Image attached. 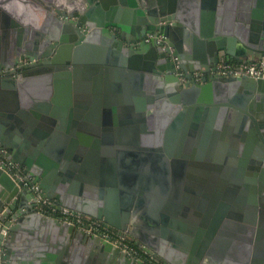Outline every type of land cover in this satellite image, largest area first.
<instances>
[{"label": "water", "instance_id": "1", "mask_svg": "<svg viewBox=\"0 0 264 264\" xmlns=\"http://www.w3.org/2000/svg\"><path fill=\"white\" fill-rule=\"evenodd\" d=\"M222 2L0 0L5 156L59 208L128 231L165 264H264V77L209 74L224 57L264 58V0ZM196 69L206 72L202 81L183 83L181 72L191 79ZM109 71L129 76L113 95L130 104L124 120L101 115V98L111 106L101 92ZM150 153L185 168L190 154L203 167L224 163L226 193L202 191L203 177L187 192L146 182ZM34 195L0 166V219L16 211L8 234L0 232V264H145L40 212Z\"/></svg>", "mask_w": 264, "mask_h": 264}, {"label": "built area", "instance_id": "2", "mask_svg": "<svg viewBox=\"0 0 264 264\" xmlns=\"http://www.w3.org/2000/svg\"><path fill=\"white\" fill-rule=\"evenodd\" d=\"M158 42H163L164 36H157ZM173 51L174 48L170 47ZM176 58V57H175ZM177 68H180V64L177 63ZM189 72L183 70L181 72L182 82H187L190 80L187 77ZM218 73L223 76L232 75H246L254 77H264V58L261 59H250L242 62H233L229 58L224 57L217 65L216 70H212L209 74ZM192 81H202L203 75L206 74L202 69H196L191 72ZM0 166L7 167L11 169L15 174L20 176L25 184L34 191V196L31 201L35 203V208L40 212L59 218L60 220L67 221L69 223L75 224L78 227L86 230L89 233L100 235L102 238L111 240L114 244L118 245L122 250H124L129 256L134 257L137 260L143 261L145 264H165L154 252L148 250L144 245L137 244L131 239L128 231L115 232L112 230L108 224H106L102 219L89 216L83 212L74 209H64L59 208L53 199L43 196L41 189L38 184L30 182L26 176L21 174V169L18 164L13 163L4 154V149L0 145ZM2 213H0L1 216ZM16 211L12 210L6 219H0V232L8 234V228L11 224L16 222ZM6 225V227H4Z\"/></svg>", "mask_w": 264, "mask_h": 264}, {"label": "flooded vegetation", "instance_id": "3", "mask_svg": "<svg viewBox=\"0 0 264 264\" xmlns=\"http://www.w3.org/2000/svg\"><path fill=\"white\" fill-rule=\"evenodd\" d=\"M78 17H79L78 14H75L73 17H68V18L69 19L73 18L76 20V19H78ZM46 18H47V14L45 17H43V19L45 20ZM48 18L52 23L56 19L55 16H51ZM145 39L147 41L155 42L156 44L159 43L157 40V35L149 34L145 37ZM139 42H140V40H139ZM46 48L48 49V46L45 47V49ZM53 50H55V48ZM25 62H27V61H25ZM15 67L18 68L19 64H17ZM104 72L106 73V71H104ZM107 73H108L107 76L110 77L111 80L109 81V84L106 87H105V84L104 85L102 84L103 89L101 90V92H102L103 96H104V94L108 93L109 97L111 98L109 101L111 103V106L110 107L106 106L105 104L107 102L105 101L104 98H101V100H100L101 115H104L106 110H112V114L113 115L116 114V117L118 118V120H124L125 119L124 114L125 115L127 114V112L124 110V107L130 106V104H128L127 100H126L127 102L124 100V97H121V98L119 97L117 100H115L117 102H115L113 100V95L116 92L121 93L120 91L121 90L123 91V89L119 88V87H121L122 85L124 87L125 83L129 82V76L125 75V74H121L120 72H116V71H109ZM186 81L192 82V78L190 80H186ZM91 89L95 90L97 92V86L95 84L91 86ZM147 104L155 105L156 103H152V102L148 101ZM114 108H118V109L114 111ZM127 117H126V119H128ZM141 117L146 119L147 115L144 114ZM204 122L206 123V120ZM143 124H144V122H143ZM153 124H155V127L153 128V125H152V127L148 126V129H149V132H155V134H156L157 133L156 121H153ZM140 129H141V131H142V129L144 130V128L142 127V124H140ZM163 133L166 136V138L164 137V142H167L168 141V139H167L168 133L166 131H163ZM141 134H143V132H141ZM172 136L173 137H172L171 142H174V139H175L174 136L175 135H172ZM168 143H170V141ZM194 146H195V143L192 145V149H191L192 154H193ZM172 147H173L172 150H174L173 154L174 153L177 154V151H176L177 150V144L175 146H172ZM163 150L164 151L160 154H165L167 152L166 148H164ZM185 153H187V152H185ZM190 153H188V154H190ZM192 154H190L191 157L187 158V161H189V162L187 164V167L185 168V167H179L176 164L174 165L172 163H167V160H165L163 158V156L159 155V156L155 157V156H153L154 155L153 153H150V161L151 162L148 164V166H149L148 171L144 173L143 179L146 182H150V181L157 180L158 178H160L161 180H163V182H165V184H168L172 190H173L174 184H175V186L176 187L178 186V188H180L181 191L187 192L188 190L192 191V189H190V188H193V190L197 189V186L195 183L199 182V181L201 182V180H198V179H199V177H203L205 186L203 189H201V188L200 189L206 193H209L210 195L220 192L219 195H220V198L222 199L223 194H225L227 191V188H228L227 185L229 183L228 182L229 180L227 181V183L225 182L227 177L225 175L226 169L224 168V163L223 164L219 163L218 165L215 162L210 163V164L208 163L209 165L207 163H205V165H207V166L203 167V166H200L197 164V160H196L197 158L195 156L192 157ZM161 158H162L163 162H162ZM142 160H143V162H146L145 164H147V161H149V158L143 156ZM141 169H142V167H141ZM202 172H204V173L202 174ZM224 183H225V186H224ZM232 185L235 186L239 190V191H237L238 192L237 194H239L241 187L238 184V182H234V183H232ZM209 186H211V187H209ZM187 187H189V188H187ZM200 189L198 188V190H200ZM174 190L177 191V188H175ZM207 199H210V198L208 197Z\"/></svg>", "mask_w": 264, "mask_h": 264}, {"label": "crops", "instance_id": "4", "mask_svg": "<svg viewBox=\"0 0 264 264\" xmlns=\"http://www.w3.org/2000/svg\"><path fill=\"white\" fill-rule=\"evenodd\" d=\"M223 2V5H224V0H222ZM225 8V7H224ZM257 8H258V6H257V4L255 3V4H252L251 5V10H257ZM252 16V15H251ZM120 88V87H119ZM121 93L120 94H123V92H122V90L120 91ZM121 97H122V95H121Z\"/></svg>", "mask_w": 264, "mask_h": 264}, {"label": "trees", "instance_id": "5", "mask_svg": "<svg viewBox=\"0 0 264 264\" xmlns=\"http://www.w3.org/2000/svg\"><path fill=\"white\" fill-rule=\"evenodd\" d=\"M231 61H233V62H237V61H235L234 59H231V58H229Z\"/></svg>", "mask_w": 264, "mask_h": 264}]
</instances>
